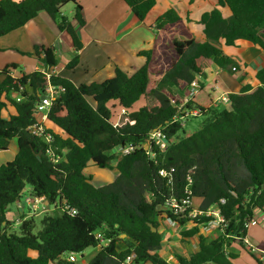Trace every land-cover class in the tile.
I'll list each match as a JSON object with an SVG mask.
<instances>
[{
    "label": "trees",
    "instance_id": "16d2710c",
    "mask_svg": "<svg viewBox=\"0 0 264 264\" xmlns=\"http://www.w3.org/2000/svg\"><path fill=\"white\" fill-rule=\"evenodd\" d=\"M81 1L0 0V38L46 13L73 40L76 55L67 68L74 70L83 44L62 10L73 4V21L85 26ZM157 1L124 0L142 22ZM217 4L198 22L204 40L192 36L188 22L175 9L159 16L156 31L170 37L165 45L154 43L140 52L145 63L132 75L117 68L102 83L76 85L51 74V83L64 92L48 113V120L60 131L48 129L50 143L29 129L36 122L35 105L47 83L45 73L36 70L14 78L11 72L20 70L17 64L0 70V151L8 152L12 141L18 147L13 160L0 164V264H125L133 253L131 264H173L160 254L164 249L161 219L174 222L182 240H199L196 252L176 256L178 264H234L236 255L226 250L231 241L256 256L245 243L249 230L245 224L254 220L257 211L264 212V69L256 76L259 86H244L240 93L229 95V108L186 103L183 108L198 109L204 117L195 131L185 132L183 119L174 121L178 114L185 117L179 112L178 94L189 93L198 77L206 79L212 65L238 70L237 61L224 47L247 40L264 51V0H217ZM223 9L231 15L225 17ZM33 55L48 71L58 65L53 47L35 46ZM20 84L26 91L17 102L12 96ZM138 103L142 105L137 107ZM114 110L116 114L126 110L117 126ZM4 111L9 112L7 118ZM157 129L165 134L167 149L153 145L146 150L150 134ZM129 145L135 148L130 154L116 153ZM90 166L113 169L117 178L97 187L94 176L87 173ZM162 170L169 177H162ZM27 197L44 198L56 207L55 214L43 216L38 230L35 218L26 219V208L18 206L27 205ZM172 199L185 210L176 212ZM193 200L200 201L199 212L219 209L226 222L218 237L202 233L211 217H190L194 208L186 202ZM13 204L24 219L19 234L13 230L16 220L7 216ZM66 205L77 213L64 212ZM97 233L111 242L103 245ZM98 247L88 262L68 259Z\"/></svg>",
    "mask_w": 264,
    "mask_h": 264
},
{
    "label": "crops",
    "instance_id": "0c3cea01",
    "mask_svg": "<svg viewBox=\"0 0 264 264\" xmlns=\"http://www.w3.org/2000/svg\"><path fill=\"white\" fill-rule=\"evenodd\" d=\"M81 4L86 21L85 26H80L73 21L74 8L70 10V18L62 12L63 16L74 23L75 31L83 44L79 51V65L76 69L67 68L76 55L71 36L67 31H61L48 14L41 13L23 28L0 38V70L7 65L17 64L20 70H15L14 75L18 74V76L15 75L16 77H20L22 73L28 74L39 70L67 78L76 85L102 83L112 78L117 68L132 75L145 63V58L140 56V52L151 49L154 43L165 45L170 37L167 32L158 34L156 31L155 22L159 16L170 8L175 9L188 22L187 25L192 36L204 40L203 28L198 23L200 17L204 12L218 7L217 0H158L146 20L142 22L133 14L124 0H82ZM223 14L225 17H229L231 12L228 9H223ZM35 46L53 47L59 61L58 65L48 71L33 55ZM224 51L237 61L238 70L237 66L232 69H223L212 65L206 79L197 78L199 84H203V86L191 100L202 107L213 108L224 105L225 108H229L230 105L221 101L223 97L240 93L244 86L257 87L260 85L256 76L259 71L264 69V51L259 46L247 40H239L234 47H224ZM233 68H236V71H233ZM188 95L189 93L178 94L182 104ZM12 98L14 99L13 96ZM11 112H13V108H11ZM8 115L9 112L4 111L3 116L7 118ZM43 123L48 129L57 134L60 133L48 119ZM17 152V143L12 141L8 152L0 151V161L13 160ZM219 233V230H213L203 234L209 238H216ZM183 240L181 237L180 240L175 241V244L178 245H173V248L182 249L180 242L185 243L186 240L192 242L193 251L186 252L182 249L183 256L198 250L199 240L197 237ZM163 241L164 249L160 253L161 256L163 252H166L167 241L164 238ZM246 242L264 249L263 212H256L255 222L248 230ZM97 249L99 251L101 247ZM226 250L228 253L236 255L233 260L234 264H258L256 258L259 256L254 257L238 241H231ZM171 256L169 255V258ZM262 261L264 262V260ZM174 264H178V261Z\"/></svg>",
    "mask_w": 264,
    "mask_h": 264
},
{
    "label": "built area",
    "instance_id": "2783aa9c",
    "mask_svg": "<svg viewBox=\"0 0 264 264\" xmlns=\"http://www.w3.org/2000/svg\"><path fill=\"white\" fill-rule=\"evenodd\" d=\"M233 71H236V68H233ZM14 72H15V70L11 72V75L14 78H20L22 76L21 75L20 77H16L14 75ZM44 73L46 75L47 83L45 85L44 90L39 95V99L35 105L34 115L36 117V122L29 129L33 135H35L36 137L42 138L46 143H50V141L52 139V134L48 132L49 130L44 125L43 122L48 119V113H49L53 103L64 92V88L62 86H55L51 83V80H50L51 74H52L51 72H44ZM200 88L201 87H200V84H199L197 79L191 83L189 95L185 99L184 104L178 105L179 112H181V110H182V113L185 114V117H181V115L178 114L177 116L174 117V121H179L181 119L184 120L187 116H197L200 114V110H198V109L188 111L186 108H183V106L186 103H188L197 94V92L200 90ZM25 91H26V87L20 84L19 85V91L17 93L13 94L14 100H16L17 102H21L23 99V92H25ZM41 95H44L46 97L43 100H41V98H40ZM221 101L224 104H227V105L230 104L229 97L225 96L222 98ZM123 112H125V110ZM118 124H119V122H117L115 124V126H117ZM153 145L161 151H165L167 149L168 143L166 140V136L160 129H157V130L153 131V133L150 134L146 147L150 148V146H153ZM134 149L135 148L133 145H129L125 148H120L119 150L116 151V153L119 156H123V155L130 154L131 152L134 151ZM53 158H54L53 162L55 164L59 163V159H55V157H53ZM174 171H175L174 169L171 170V172H174ZM160 175L162 177H169L170 173L165 171V170H162V171H160ZM189 181L191 182V178H189ZM38 200H40V201H38ZM43 201H45L44 198H32V197L26 198L27 205L30 206L33 211L37 210L33 202H40V205L41 204L44 205ZM45 202H47V201H45ZM191 203H192V201L186 202V204L189 206H191ZM222 203H225V201L222 200ZM170 205H172L173 208H176V212H183L185 210V208L179 207L176 204L175 199H172V201L170 202ZM18 206L21 207V204L19 203ZM48 206H50V204ZM55 209H56V207H55ZM63 211L67 212L68 214H71V215H75L77 213V210L74 207H71L68 205L64 206ZM201 215L212 218L205 226L202 227L203 233L204 232L209 233V232H212L213 230H219L221 227H223L225 225L226 221H225L224 217L221 215V213L217 207H211L210 209H208V211L206 213L199 212L198 210H195V209L190 213L191 218H196V217L201 216ZM22 222L23 221L16 220V224H21ZM168 222L172 226H176L175 223L172 222L171 220H168ZM254 222H255V218L252 222L246 223L245 227L250 228L251 224ZM97 240L102 242L103 245H108L111 242V240H104L103 236L100 233H97ZM245 243L252 249V252L254 254L259 256V258L261 260H264V249L263 248H259L257 246L248 244L246 242V239H245ZM77 255H79V254H71V255H69L68 259L72 262H77ZM135 257H136L135 253L128 256L125 264H131ZM171 260H173V256H171L167 262L170 263Z\"/></svg>",
    "mask_w": 264,
    "mask_h": 264
},
{
    "label": "rangeland",
    "instance_id": "374dc122",
    "mask_svg": "<svg viewBox=\"0 0 264 264\" xmlns=\"http://www.w3.org/2000/svg\"><path fill=\"white\" fill-rule=\"evenodd\" d=\"M71 8H74V10H75V7L73 4H68L62 10L64 15H66L69 18L71 17L70 16ZM137 70L138 69H136L135 71H137ZM15 75L18 76V74H15ZM141 105H142V103H138L137 107L141 106ZM110 106L112 107V104ZM215 108L221 110V109H224L225 106L224 105H218ZM123 111L124 110H121L116 114L115 110H114V113L116 114V116L114 117L115 124L117 122H119L121 116L126 113V110H125V112H123ZM203 121H204V117L199 116V115H198V117L187 116L183 121L184 131L187 133L195 131L202 124ZM181 134H182V132H181ZM0 163H4V161H0ZM87 173L92 174L94 176L92 182L97 187L104 186L108 182H112L117 178V173L113 169H100V168L95 167V166H90L87 169ZM38 201H40V200H38ZM43 202H44V205L43 204L40 205V202H33L36 209H37L36 211H33L30 206H29V211H28V208H27V205L25 204V202L21 203V206H24L26 208L25 209L26 214L24 215V216H26V219L31 218V217L35 218L36 223L38 224L37 230L40 229L39 222L45 214H55L57 211L53 205L48 206L49 205L48 202H45V201H43ZM198 205H199V201L193 200L191 203V207H193L194 209H197ZM17 208H18L17 204H13V205L8 207V209H7L8 219L23 221L24 219H21V215H20V214H22V212L19 214L20 215V218H19V215L17 214ZM160 221H161L160 231L163 234V238L167 241L166 247H165L166 252L162 253V258L164 260H166L169 258V255H172L174 257V259L171 260V263L174 264L177 261L176 256H178V255L183 256L182 249L186 250V252L193 251L192 242L186 240L185 243L184 242L179 243L180 245H182L181 246L182 249H179V247L173 248V245H175V246L178 245V244H175V241L177 242L178 239L179 240L181 239L180 230L178 232V229L176 227L172 226L168 222V220L161 219ZM13 230L19 234V224L15 225ZM98 252L99 251L97 248L87 249L83 254L77 255V263H84V262L90 261L92 258H94L97 255ZM30 255L32 257H35L36 252L31 251Z\"/></svg>",
    "mask_w": 264,
    "mask_h": 264
},
{
    "label": "water",
    "instance_id": "95a60500",
    "mask_svg": "<svg viewBox=\"0 0 264 264\" xmlns=\"http://www.w3.org/2000/svg\"><path fill=\"white\" fill-rule=\"evenodd\" d=\"M46 96H44V95H41V100H43L44 98H45ZM146 150H148V147H146ZM26 192V188L22 191V193H21V195H23L24 193ZM153 231L155 232V231H157V229L156 228H154L153 229ZM123 237H125V235H123Z\"/></svg>",
    "mask_w": 264,
    "mask_h": 264
}]
</instances>
